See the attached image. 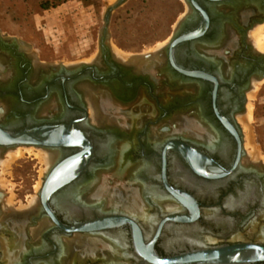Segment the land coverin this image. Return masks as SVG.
I'll use <instances>...</instances> for the list:
<instances>
[{
	"label": "flooded vegetation",
	"instance_id": "1",
	"mask_svg": "<svg viewBox=\"0 0 264 264\" xmlns=\"http://www.w3.org/2000/svg\"><path fill=\"white\" fill-rule=\"evenodd\" d=\"M181 1L186 10L175 28L184 17L185 30L180 33L208 28L203 41L176 50L170 71L163 75L158 64L138 72L103 62L86 74L98 78L87 86L95 91L101 109L114 117L113 125L100 128L91 123V112L85 109L77 85L59 80L45 98L41 73L37 79L27 46L18 52L11 46L12 54L6 59L14 63L0 61V110L9 102L6 116L11 111L16 126L61 125V138L78 143L57 149L20 145L3 150L0 146V171L4 158L17 148L57 154L52 166L44 164L38 191L27 183L12 195L0 186V264H264V161L246 147L240 121L263 66L249 40L264 21V0H193L189 6ZM230 29L239 46L233 40L222 44ZM207 48L218 51L205 52ZM143 54L148 53L128 55ZM226 60L230 64L224 69L220 61ZM100 79L104 83L96 82ZM52 98L57 103L53 115L35 118ZM37 99L41 100L34 102ZM142 106L148 114L139 112ZM179 125L184 131L176 133ZM153 128L166 134L163 141L150 139ZM110 142L121 144L116 176L130 166L141 167L140 182L156 197L171 202L172 209L162 211L148 192L143 196L145 218L113 205L100 211L79 200L81 187L94 171L111 166L114 154L105 147ZM58 167L65 183L44 199L41 190ZM107 186L103 196L110 199L116 190L125 192L116 184ZM82 236L111 238L116 246L114 259L102 253L82 259L84 248L75 242L64 263L67 241Z\"/></svg>",
	"mask_w": 264,
	"mask_h": 264
},
{
	"label": "rangeland",
	"instance_id": "2",
	"mask_svg": "<svg viewBox=\"0 0 264 264\" xmlns=\"http://www.w3.org/2000/svg\"><path fill=\"white\" fill-rule=\"evenodd\" d=\"M116 1L0 0V33L26 44L28 53L35 54L39 62L88 63L99 53L104 15ZM46 2L57 5L44 9ZM185 10L186 5L181 0H129L112 15L109 43L117 55L126 58L128 54L152 53L169 41ZM250 95L252 98L247 100V105H252V118L247 120L244 116L241 122L245 143L250 152L264 160V83H259ZM38 154L35 150L25 154L11 162L7 170L1 166L4 190L13 195L27 183L35 187L41 184L44 163ZM8 159L9 154L5 162ZM32 176H35L34 182Z\"/></svg>",
	"mask_w": 264,
	"mask_h": 264
},
{
	"label": "bare ground",
	"instance_id": "3",
	"mask_svg": "<svg viewBox=\"0 0 264 264\" xmlns=\"http://www.w3.org/2000/svg\"><path fill=\"white\" fill-rule=\"evenodd\" d=\"M227 26L230 27L229 25H227ZM232 30L230 29L229 32L226 33L227 38L225 40H223V42H222L223 45H228L229 41H231V40H233V42H235V43H232L233 45H235V46H239L240 45L239 38L237 37L236 33H234ZM253 30L254 31L252 32V34L250 36V44L252 43L253 44L252 45L253 48L257 52L259 51L260 54L264 55V23L262 25H259V26L255 27V29H253ZM227 31H228V29H227ZM167 42L168 41H166L163 44H160L157 48H155L156 49L155 51L163 48L167 44ZM202 49H201V51H202ZM217 49L218 48H216V49L215 48H207L205 50V52L218 51ZM115 54H116V56H118L121 59L122 58L123 59L126 58V57L117 55V53H115ZM234 56H236V55H234ZM0 61L1 62H9V61H7V59H5L3 57H0ZM220 62L223 64V68L224 69L227 66H229V64H230L229 60L220 61ZM161 63H162L161 59L160 60L151 61V62H147V63L139 61V62H134L133 66H134L136 71L144 72L145 69L147 70L153 64H156V65L158 64L159 67L162 68V64ZM143 65H146V67H143ZM141 67H143V68H141ZM156 67H158V66H156ZM35 68H37V67H35ZM232 68H233V66H232ZM37 73H40L38 71V69L35 71L36 78L39 77ZM163 75H164V73H163ZM163 75H162V78H164ZM33 81H35V80H33ZM262 82L264 83V81H262ZM87 85H90V84H80L79 85V90L81 89V91L83 92V96H84L83 98H84L85 102L88 104V106L90 108L91 123L96 125V126H98V127H100V126H102V127L104 126L105 127L106 124H108V123H110V125H113L114 122H115L114 117H108L107 112L103 111V109H101V106H100L99 102H96V99L94 98V92L95 91L91 90V88L89 86H87ZM253 85H254V89H257L259 87V83H254ZM248 96H249L248 99L252 98V95H250V93H249ZM7 104H8V107L5 104V105H3V107L0 110V112H3V114L0 113V122H1L0 124H3L2 122H5V120H6L5 118L7 117L6 114H7V112L9 111V109L11 107L9 102H7ZM248 105H247L248 106L247 107V114L245 116H246L247 120L248 119L251 120V118H252V110L253 109H252V105L251 104H248ZM56 107H57V103H56L55 99L52 98L51 100H49V102H47L40 109V111L35 116V118H37L39 116H48V115L51 116V115H53V113L55 112ZM139 112L141 114H143V115H146V114L149 113V109L147 107L142 106V107H140ZM144 120H146V119H144ZM127 121H128V119H127ZM240 121L244 122V118L241 119ZM123 123L124 122L121 121V125L122 126L125 125ZM176 131H177L176 133L183 132L184 130H183L182 125H179V128ZM149 135H150V139H152L153 141H158V142L163 141L165 139V136H166L165 133H161L157 129L156 130L154 129L151 132V134H149ZM186 135H192V134H190V132L187 131ZM105 147H106L107 151L112 152V154H114V156L112 158V161H111V166L107 167V168H101V169L95 170L93 175H92V177H91V179L88 182H86L81 187V189L79 191V200L83 204L95 205L96 208L99 209L100 211H106L110 207H112V205H113V208L121 209V210H123L126 213L145 218V216L147 214V211L145 210L146 204L144 202V197L143 196H144L145 192L146 193L148 192L151 195L155 196L156 203L160 207V209H162V211L163 210H167V209H172L174 207L171 204V202L165 200L164 198H159L160 196L156 197V194L153 191V189L151 190V188L147 187L148 185L140 182L141 180L138 177V173L140 172L141 167H139V166H133V167L130 166L124 171V173L123 172L120 173V176L117 177L116 174H119V173H117L118 172V168H119V164H118V161H117L116 154L118 152V149L121 147V144L120 143L110 142L108 145L106 144ZM33 152H34V149H28V148H17L15 151H10L9 152V159L7 160V162L1 163V166H4V170H7L9 168L11 162L15 161L16 159L23 158L25 154H32ZM38 152H39V154L37 156L39 157L40 161L45 164V166L47 168L52 166V164L54 163L55 159L57 158V154L56 153H51V152H48V151L44 152L42 150H40ZM109 183L110 184H116V185L120 186L121 188H123L125 190V192H121L119 190H116L114 192L113 197H111V199L108 198V197L103 196V191L107 190V187H108L107 184H109ZM0 186H3L2 179L0 180ZM40 187H41V184H39L37 187H35L36 191H38L40 189ZM35 204H36V202H35ZM31 208H33V207H31ZM110 240H111V238H109V240H108L106 238L97 237V236H82V237H79L77 241L76 240L75 241L74 240L73 241H67V246L64 247L65 248V256L63 258V262L65 263L66 260L68 261V256H69V253H70L69 249H70L71 245L73 243H75V242H76V244H79L82 248H84L83 254H82L83 255L82 259L83 258H90V257L94 258L96 255H99L100 253H102V254L107 256L108 260H113L114 259L113 255L116 254V246ZM62 250H63V248H62ZM98 250H99V252H98ZM63 255H64V251H63Z\"/></svg>",
	"mask_w": 264,
	"mask_h": 264
},
{
	"label": "water",
	"instance_id": "4",
	"mask_svg": "<svg viewBox=\"0 0 264 264\" xmlns=\"http://www.w3.org/2000/svg\"><path fill=\"white\" fill-rule=\"evenodd\" d=\"M129 0H117L113 5L109 6L106 10V13L104 15V27L101 32V38H100V48H99V54L96 56L94 60L91 62H82L79 64H47L43 62H39L36 58L35 54H32V62L34 64L33 72L38 69V71L41 73L40 79L41 82L45 85V93L46 97L49 96V88L50 86L55 85L59 80L62 81V83H67L68 86L74 87L79 86L80 84H93V80H98V78L91 79L88 75H86L90 71L96 70V66L103 65V62L106 65H113L117 68H134V62H151L155 60L161 59L162 64V70L165 74L167 70L170 71L171 67L174 66V56L176 53V50L183 45H191L193 42H199L203 41L204 35L207 31V26H203L200 30H198L195 33H180V30H185V17L180 20L174 32L169 38V41L167 44L149 54H143V55H137V56H130L128 55V58H119L115 54V50L111 47L109 41H110V23L113 13L122 7L124 4H126ZM186 4L189 6L190 3H193V0H184ZM187 17V16H186ZM263 22H260L259 25L263 24ZM250 41V40H249ZM14 48L15 52L22 51L23 46H27L20 40L14 37H8L4 34L0 33V57H3L6 59L9 55H11V48ZM28 48V46H27ZM253 53L259 57L263 61L262 68L258 71L256 76V82L260 83L264 81V55L260 54L256 50L253 51ZM22 58L23 56L20 55ZM10 63H14L15 61L11 62L12 60H8ZM37 67V68H35ZM63 72V76L61 78H55L53 77L52 73L55 72ZM46 73H50V76L46 75ZM34 76V75H33ZM107 80V78H105ZM104 80H99L96 82H100ZM106 82V81H105ZM21 94V92H19ZM9 92H5L3 95H9ZM48 94V95H47ZM5 97V96H4ZM67 98V97H66ZM6 98H4L5 100ZM41 99L34 100V102H37ZM43 100V99H42ZM30 103V102H29ZM67 106L70 105L69 99H66ZM83 105H85V109L89 108L88 104L85 102ZM71 107V105L69 106ZM72 108V107H71ZM84 109V112L86 110ZM90 110V108H89ZM21 116L19 115V118ZM3 128L0 127V146L3 148V150H12L15 147H18L20 145H32L37 147H44V148H51V149H57L60 147H68L73 146V144L76 142H72L73 140H64L59 133L61 129V125H35L33 127H27L26 124H19L16 126L15 119L13 118V115L10 111V113L7 115L5 122H3ZM77 143V142H76ZM78 144V143H77ZM86 156L84 157H75V159H81L84 160ZM89 159V158H88ZM60 168L56 170V172L53 174L52 178L48 180L46 185L41 190V195L44 199L49 198L54 191L60 190L61 186L65 183V180H62L60 178L59 170ZM233 253L239 254L237 251L233 250ZM213 255H219L220 252H214Z\"/></svg>",
	"mask_w": 264,
	"mask_h": 264
},
{
	"label": "trees",
	"instance_id": "5",
	"mask_svg": "<svg viewBox=\"0 0 264 264\" xmlns=\"http://www.w3.org/2000/svg\"><path fill=\"white\" fill-rule=\"evenodd\" d=\"M55 1H57V0H55ZM57 4H50L49 2H46L44 5H43V8L44 9H48L50 6H56Z\"/></svg>",
	"mask_w": 264,
	"mask_h": 264
}]
</instances>
